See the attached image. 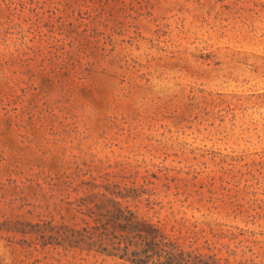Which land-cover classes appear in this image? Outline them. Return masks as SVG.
<instances>
[{
    "label": "rangeland",
    "instance_id": "obj_1",
    "mask_svg": "<svg viewBox=\"0 0 264 264\" xmlns=\"http://www.w3.org/2000/svg\"><path fill=\"white\" fill-rule=\"evenodd\" d=\"M144 232L146 264H264V0H0V264Z\"/></svg>",
    "mask_w": 264,
    "mask_h": 264
},
{
    "label": "trees",
    "instance_id": "obj_2",
    "mask_svg": "<svg viewBox=\"0 0 264 264\" xmlns=\"http://www.w3.org/2000/svg\"><path fill=\"white\" fill-rule=\"evenodd\" d=\"M132 220V219H131ZM131 220L129 222H131ZM147 233V232H146ZM146 233H142L141 237L147 241V248L145 249H139L137 251H133V257L132 258H127V260H132V262L136 264H146L145 260L150 258L148 255L150 251L152 250V246L154 243V236H150L149 234L146 235ZM128 253L124 254L123 257L127 256Z\"/></svg>",
    "mask_w": 264,
    "mask_h": 264
}]
</instances>
